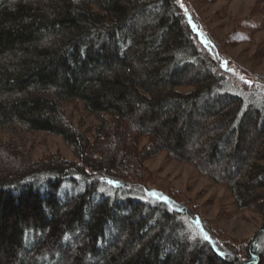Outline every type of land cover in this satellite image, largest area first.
I'll return each instance as SVG.
<instances>
[{"label": "trees", "instance_id": "1", "mask_svg": "<svg viewBox=\"0 0 264 264\" xmlns=\"http://www.w3.org/2000/svg\"><path fill=\"white\" fill-rule=\"evenodd\" d=\"M189 24L177 0H0V264H264V89ZM76 102L93 141L64 110ZM26 132L59 136L76 160H32ZM162 152L227 186L260 230L221 249L144 185Z\"/></svg>", "mask_w": 264, "mask_h": 264}, {"label": "rangeland", "instance_id": "2", "mask_svg": "<svg viewBox=\"0 0 264 264\" xmlns=\"http://www.w3.org/2000/svg\"><path fill=\"white\" fill-rule=\"evenodd\" d=\"M198 32V38L214 58L245 86L264 89V0H177ZM189 91L190 88H178ZM66 114L93 141L97 119L81 102L67 104ZM0 138L7 133L0 130ZM146 141L142 139L140 145ZM23 148L32 160L59 155L76 160L71 148L59 137L45 132L21 135ZM144 185L163 197L173 198L202 219L208 236L221 249L231 252L250 239L262 225V216L249 209H238L230 190L200 174L194 165L169 158L164 152L145 160Z\"/></svg>", "mask_w": 264, "mask_h": 264}, {"label": "snow or ice", "instance_id": "3", "mask_svg": "<svg viewBox=\"0 0 264 264\" xmlns=\"http://www.w3.org/2000/svg\"><path fill=\"white\" fill-rule=\"evenodd\" d=\"M107 183H108L109 185H116V184H117V182H116V181H113V180H108ZM101 191H103V189H101ZM150 195H151V193H150ZM162 199H163L165 202H167V197H163ZM205 239H207V237H205Z\"/></svg>", "mask_w": 264, "mask_h": 264}]
</instances>
